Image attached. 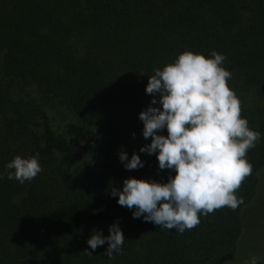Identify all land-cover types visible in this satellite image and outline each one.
<instances>
[{
  "label": "trees",
  "instance_id": "trees-1",
  "mask_svg": "<svg viewBox=\"0 0 264 264\" xmlns=\"http://www.w3.org/2000/svg\"><path fill=\"white\" fill-rule=\"evenodd\" d=\"M185 49L226 57L228 85L261 138L247 153L243 203L180 233L134 218L110 190L175 174L139 152L151 138L138 114L152 99L148 76ZM121 150L143 167L125 169ZM37 154L34 179L7 178L13 157ZM263 168L264 0H0V264H227L249 245L242 212ZM113 223L125 241L108 258L107 241L92 250L87 240Z\"/></svg>",
  "mask_w": 264,
  "mask_h": 264
},
{
  "label": "clouds",
  "instance_id": "clouds-1",
  "mask_svg": "<svg viewBox=\"0 0 264 264\" xmlns=\"http://www.w3.org/2000/svg\"><path fill=\"white\" fill-rule=\"evenodd\" d=\"M225 59L215 50L206 57L185 49L148 76L145 92L152 99L138 118L143 122V137L151 141L139 152L155 154L159 169H174L175 174L166 182L130 176L123 180L122 189L111 188L110 195L120 206L132 209L134 218L183 233L198 226L201 215L223 207L235 210L243 203L236 193L252 174L247 153L261 133L241 115V101L228 85L232 74L223 67ZM157 102L159 107L153 106ZM164 129L167 135L159 134ZM118 157L127 170L144 165L136 152L129 157L121 150ZM6 167L12 170L7 178L20 183L42 171L38 154L16 155ZM108 233L93 230L87 244L95 250L107 241L105 251L112 258L121 252L125 238L116 223ZM258 262L253 255L245 264Z\"/></svg>",
  "mask_w": 264,
  "mask_h": 264
},
{
  "label": "rangeland",
  "instance_id": "rangeland-1",
  "mask_svg": "<svg viewBox=\"0 0 264 264\" xmlns=\"http://www.w3.org/2000/svg\"><path fill=\"white\" fill-rule=\"evenodd\" d=\"M241 242L249 245L239 246L236 253L230 257L227 264H236L250 260L251 256H264V168L259 174V185L252 201L244 207L242 212Z\"/></svg>",
  "mask_w": 264,
  "mask_h": 264
}]
</instances>
